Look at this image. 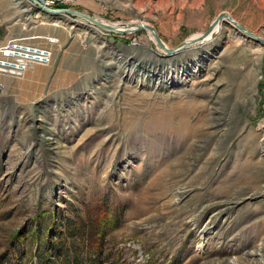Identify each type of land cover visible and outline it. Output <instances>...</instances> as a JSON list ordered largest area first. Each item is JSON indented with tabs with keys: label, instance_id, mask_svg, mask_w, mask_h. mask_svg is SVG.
<instances>
[{
	"label": "rangeland",
	"instance_id": "1",
	"mask_svg": "<svg viewBox=\"0 0 264 264\" xmlns=\"http://www.w3.org/2000/svg\"><path fill=\"white\" fill-rule=\"evenodd\" d=\"M75 8L115 32L13 7L53 59L0 76V264H264V0Z\"/></svg>",
	"mask_w": 264,
	"mask_h": 264
},
{
	"label": "built area",
	"instance_id": "2",
	"mask_svg": "<svg viewBox=\"0 0 264 264\" xmlns=\"http://www.w3.org/2000/svg\"><path fill=\"white\" fill-rule=\"evenodd\" d=\"M19 3L24 12H29L30 16H25L24 30L31 28L35 23L32 21L33 12L38 11L35 15H48L51 20L67 18L72 21H80L85 25L87 23L83 19L66 13L58 15H50L44 10H74L79 12L75 7L78 0H15ZM81 13V12H80ZM92 25V24H91ZM51 46L57 45L58 40L55 37L47 39ZM53 59V51L50 46L26 42L23 40L8 39L0 45V76L22 78L36 67H45L51 64Z\"/></svg>",
	"mask_w": 264,
	"mask_h": 264
},
{
	"label": "water",
	"instance_id": "3",
	"mask_svg": "<svg viewBox=\"0 0 264 264\" xmlns=\"http://www.w3.org/2000/svg\"><path fill=\"white\" fill-rule=\"evenodd\" d=\"M46 13L50 14V15H58L59 13H66V14H71V15H74V16H77L81 19H83L84 21H86L87 23H90L92 25H97L98 27L100 28H104L106 29L107 31H111V32H115L114 29L110 26V25H104L100 22H98L97 20L91 18L90 16L88 15H85V14H82L80 12H77V11H74V10H63V11H56V10H49V9H45L44 10ZM226 17H229V14L227 13H223L221 15H219V17L215 20L217 21V23H220L222 22L221 20L222 19H225ZM233 21V20H232ZM234 23L237 24V28L235 27V29L237 31H239L240 33H242L243 35L247 36L248 38L254 40L255 42L261 44L264 46V39L262 38H259L258 36H255L254 34H252L251 32H249L247 29H245L244 27H242L241 25H239L237 22L233 21ZM214 23H212V26H213ZM212 26L210 28V31L206 34H204L202 37H200L199 39H195L193 40V42L191 43V45H193L194 43H197V42H201L203 39L205 38H208V36L210 34H212ZM141 28H148L150 31H153L155 32V30L153 28H151L150 26L146 25L145 27H139L138 29H141ZM137 29V30H138ZM136 30V31H137ZM119 33H124V32H119ZM155 38L156 40L158 41V43L160 44V46L165 50V52H167L168 54H176L178 52H180L185 46H187L189 43L188 42H185L183 43L179 48L177 49H167L164 47L163 45V42L159 39L157 33L155 34ZM188 48V47H185V49Z\"/></svg>",
	"mask_w": 264,
	"mask_h": 264
},
{
	"label": "crops",
	"instance_id": "4",
	"mask_svg": "<svg viewBox=\"0 0 264 264\" xmlns=\"http://www.w3.org/2000/svg\"><path fill=\"white\" fill-rule=\"evenodd\" d=\"M13 5V6H12ZM13 7L15 10V17L17 18L22 10L21 6L15 0H0V45L1 41L10 38L12 35L11 28L15 29V25H12Z\"/></svg>",
	"mask_w": 264,
	"mask_h": 264
},
{
	"label": "trees",
	"instance_id": "5",
	"mask_svg": "<svg viewBox=\"0 0 264 264\" xmlns=\"http://www.w3.org/2000/svg\"><path fill=\"white\" fill-rule=\"evenodd\" d=\"M93 232H95V234H98V236L100 235V231L95 228L93 230ZM72 245V244H71ZM97 248V246H93L90 249V253L93 254V256L95 255V251L94 249ZM81 248L79 247H74V246H69L66 248H63L62 251L56 254L57 258H60L62 264H91L90 261H88V254H85L84 251H80ZM42 252L39 251V254H41ZM98 261H96L94 259L93 263H97Z\"/></svg>",
	"mask_w": 264,
	"mask_h": 264
},
{
	"label": "bare ground",
	"instance_id": "6",
	"mask_svg": "<svg viewBox=\"0 0 264 264\" xmlns=\"http://www.w3.org/2000/svg\"><path fill=\"white\" fill-rule=\"evenodd\" d=\"M200 3V2H199ZM203 3V2H202ZM196 4V3H195ZM227 18H230V17H227ZM223 21H225V20H223ZM232 21V20H231ZM225 22H227V21H225ZM224 23V22H223ZM222 23V25L221 26H219V24L217 23L214 27H213V29L211 30L212 31V34H210L209 36H208V40L209 39H212L213 37H215L216 35H218L220 32H221V30L223 29V24ZM104 24V23H103ZM231 25V24H230ZM126 27H129V26H126ZM117 28L120 30V32H124V33H130V31H128L126 28H123V27H120V26H117ZM138 27L137 26H134L133 28L131 27V29H132V31H134L135 29H137ZM150 36H151V38L153 39V40H156L155 39V35H154V32L152 31L151 32V34H150ZM203 35H200V37H202ZM199 37V35L198 36H196V38L197 39H199L200 38ZM194 38V37H193ZM192 38V39H193ZM195 38V39H196ZM191 39V40H192ZM194 39V40H195ZM191 42H193V41H191ZM190 42V43H191Z\"/></svg>",
	"mask_w": 264,
	"mask_h": 264
}]
</instances>
